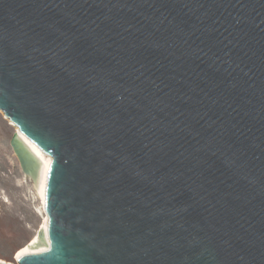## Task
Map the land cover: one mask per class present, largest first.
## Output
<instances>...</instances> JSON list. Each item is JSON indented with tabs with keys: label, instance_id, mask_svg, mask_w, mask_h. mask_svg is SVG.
I'll list each match as a JSON object with an SVG mask.
<instances>
[{
	"label": "water",
	"instance_id": "1",
	"mask_svg": "<svg viewBox=\"0 0 264 264\" xmlns=\"http://www.w3.org/2000/svg\"><path fill=\"white\" fill-rule=\"evenodd\" d=\"M0 109L50 157L18 264H264V0H0Z\"/></svg>",
	"mask_w": 264,
	"mask_h": 264
},
{
	"label": "rangeland",
	"instance_id": "2",
	"mask_svg": "<svg viewBox=\"0 0 264 264\" xmlns=\"http://www.w3.org/2000/svg\"><path fill=\"white\" fill-rule=\"evenodd\" d=\"M16 129L0 110V261L11 264H18V251L38 235L46 216L35 177L12 145Z\"/></svg>",
	"mask_w": 264,
	"mask_h": 264
},
{
	"label": "bare ground",
	"instance_id": "3",
	"mask_svg": "<svg viewBox=\"0 0 264 264\" xmlns=\"http://www.w3.org/2000/svg\"><path fill=\"white\" fill-rule=\"evenodd\" d=\"M16 140H17L16 141L17 144H19V146H21L25 151H27V153H29V155L34 159L32 161V164L30 165L31 173L35 177V181L37 183L40 195L42 196L45 202V197L41 191V186H40V176H41V171H42L44 163L49 162L50 157L46 152L26 142L25 139L21 137H16ZM50 253H51V248H50V244H49L48 237L46 234V226L44 222L38 235H36L32 241H30L26 246H24L18 251L17 260L19 261L28 255H33V254L48 255Z\"/></svg>",
	"mask_w": 264,
	"mask_h": 264
}]
</instances>
